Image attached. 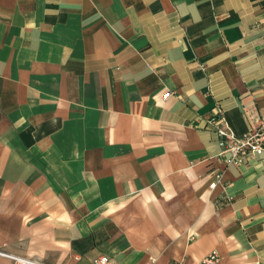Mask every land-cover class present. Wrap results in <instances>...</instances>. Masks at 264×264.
Masks as SVG:
<instances>
[{
    "label": "crops",
    "instance_id": "0c3cea01",
    "mask_svg": "<svg viewBox=\"0 0 264 264\" xmlns=\"http://www.w3.org/2000/svg\"><path fill=\"white\" fill-rule=\"evenodd\" d=\"M218 117L264 119V0H0V264H264Z\"/></svg>",
    "mask_w": 264,
    "mask_h": 264
},
{
    "label": "built area",
    "instance_id": "2783aa9c",
    "mask_svg": "<svg viewBox=\"0 0 264 264\" xmlns=\"http://www.w3.org/2000/svg\"><path fill=\"white\" fill-rule=\"evenodd\" d=\"M166 91L162 98L170 96ZM216 131L220 136V155L224 157L226 164L240 165L251 158L264 159V119L258 120L257 123L242 135H236L226 126H223V119L218 117L212 120ZM228 155L227 157H225ZM216 182L210 184L213 187ZM0 253H2L0 251ZM13 260V264H43L33 259L3 253ZM219 261V255L215 250L208 252L196 264H216ZM96 264H109L106 256L102 255L94 261Z\"/></svg>",
    "mask_w": 264,
    "mask_h": 264
}]
</instances>
